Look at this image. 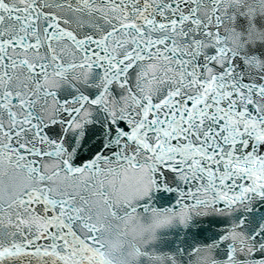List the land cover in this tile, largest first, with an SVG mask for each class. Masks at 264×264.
Returning a JSON list of instances; mask_svg holds the SVG:
<instances>
[{
    "label": "snow or ice",
    "instance_id": "6c2138e0",
    "mask_svg": "<svg viewBox=\"0 0 264 264\" xmlns=\"http://www.w3.org/2000/svg\"><path fill=\"white\" fill-rule=\"evenodd\" d=\"M0 264H264V0H0Z\"/></svg>",
    "mask_w": 264,
    "mask_h": 264
}]
</instances>
